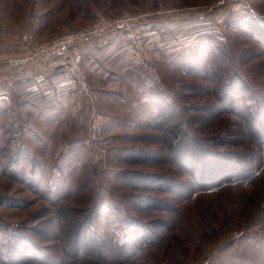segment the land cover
Returning a JSON list of instances; mask_svg holds the SVG:
<instances>
[{
	"label": "rangeland",
	"instance_id": "1",
	"mask_svg": "<svg viewBox=\"0 0 264 264\" xmlns=\"http://www.w3.org/2000/svg\"><path fill=\"white\" fill-rule=\"evenodd\" d=\"M249 20L264 26V0H0V264H264V46ZM83 30L67 50L43 51ZM76 54L74 65L38 66ZM231 75L242 79L236 105L220 97ZM153 90L201 145L227 162L244 156L246 178L197 188L169 165L168 141L149 124ZM216 159L199 181L229 173ZM122 173L191 188L176 198ZM148 197L174 211L144 208ZM62 206L92 214L88 234L110 250L133 220L161 237L128 260L66 259Z\"/></svg>",
	"mask_w": 264,
	"mask_h": 264
},
{
	"label": "trees",
	"instance_id": "2",
	"mask_svg": "<svg viewBox=\"0 0 264 264\" xmlns=\"http://www.w3.org/2000/svg\"><path fill=\"white\" fill-rule=\"evenodd\" d=\"M249 28L252 31L254 38L263 44L264 46V26L249 20ZM205 53V51H204ZM206 55V54H205ZM232 76V77H231ZM223 86V92H221V102L229 101L230 105H236V102L241 93L231 91L234 89L236 83L242 84V79L236 75H231ZM150 105L153 108V114L149 119V124L152 128H156L161 131L164 141L167 142V150L165 154L166 162L181 170H185L192 184L197 188H209L210 186L228 183L246 178V173L248 170V164H246V158L240 156L241 159L237 161L236 157L239 155H230L228 162L224 156L225 153H216L210 151L208 148L201 145L194 137H192L188 131L185 129L182 117L177 113L173 105H171L164 94L153 90L149 96ZM226 99V100H224ZM231 99V100H230ZM224 154V155H223ZM146 153L143 151H135L131 155V159H135L139 156H145ZM217 157H223V161H226L228 166L227 172L223 177L219 179H214L209 185L205 181H199L200 169L202 165H205L207 161H214L213 169H216L218 163L221 160L216 159ZM164 159V161H165ZM238 162L235 165H229L230 162ZM225 164V165H226ZM238 172H235L237 170ZM235 169V170H234ZM129 181H125V180ZM119 182H124V184H140L144 190L156 191V193L166 192L168 194L178 193L176 198H184L190 191L191 185L188 182H183L178 179H171L166 177H158L148 179L144 176H140L137 183L133 184L128 177H124L123 173L118 177ZM183 185V186H182ZM146 203H143L144 208L151 211H164L172 212L173 207L166 204L161 198L148 197L143 199ZM141 208V207H140ZM58 217L65 223L69 224L70 233L72 235L68 236L62 244V254L66 259L74 260L79 255H85L91 258H102V260L108 262L106 254L111 252V260L119 258L122 260H128L135 257L141 248L150 246L156 239H160L161 236L152 234L156 239L150 238L148 234L152 231L148 228L146 224H141L133 220L129 226V233L126 235V239L122 243H117L114 245L113 250L107 248V244L102 239H95L94 236L89 235L92 230H94L95 221H93V215L88 211L78 210L77 208L70 206H62L58 209ZM101 217L106 218L108 221L111 218V214L108 212H102ZM154 233V232H153ZM92 242V244L90 243ZM91 244V245H90ZM69 245V246H68ZM96 252V254H93ZM99 252V253H98Z\"/></svg>",
	"mask_w": 264,
	"mask_h": 264
},
{
	"label": "built area",
	"instance_id": "3",
	"mask_svg": "<svg viewBox=\"0 0 264 264\" xmlns=\"http://www.w3.org/2000/svg\"><path fill=\"white\" fill-rule=\"evenodd\" d=\"M88 35L86 30L83 31H75L71 33H66L56 39H53L46 43V47L43 48V51H51V50H67L70 46H72L74 43L79 42L83 38H85ZM30 40V37L25 36L24 41ZM51 49V50H48ZM81 56L79 54H76L73 58L74 62H80Z\"/></svg>",
	"mask_w": 264,
	"mask_h": 264
},
{
	"label": "crops",
	"instance_id": "4",
	"mask_svg": "<svg viewBox=\"0 0 264 264\" xmlns=\"http://www.w3.org/2000/svg\"><path fill=\"white\" fill-rule=\"evenodd\" d=\"M67 58H69V57H67V56H65L64 55V57H62V58H57V56H53V57H46V58H44L43 60H41L40 61V64L38 65L41 69H44V70H46V69H48V68H52V66L53 65H59V64H65V63H69L70 62V64L72 63H74V64H76L74 61H73V59H67ZM61 59H63L64 61H62ZM16 61H15V59L14 60H12V59H9L8 60V63L9 64H14ZM64 62V63H63ZM71 64V65H72ZM73 64V65H74ZM11 66V65H10ZM70 88H72V87H70ZM73 90V89H72Z\"/></svg>",
	"mask_w": 264,
	"mask_h": 264
}]
</instances>
